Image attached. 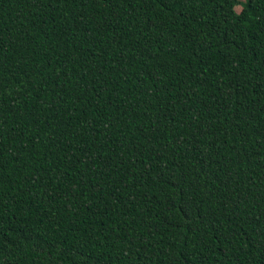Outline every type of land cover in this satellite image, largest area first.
I'll use <instances>...</instances> for the list:
<instances>
[{
    "label": "trees",
    "instance_id": "16d2710c",
    "mask_svg": "<svg viewBox=\"0 0 264 264\" xmlns=\"http://www.w3.org/2000/svg\"><path fill=\"white\" fill-rule=\"evenodd\" d=\"M0 264H264V0H0Z\"/></svg>",
    "mask_w": 264,
    "mask_h": 264
},
{
    "label": "rangeland",
    "instance_id": "374dc122",
    "mask_svg": "<svg viewBox=\"0 0 264 264\" xmlns=\"http://www.w3.org/2000/svg\"><path fill=\"white\" fill-rule=\"evenodd\" d=\"M242 1V0H241ZM240 8H241V6L240 5H237L236 6V9L239 11L240 10Z\"/></svg>",
    "mask_w": 264,
    "mask_h": 264
}]
</instances>
